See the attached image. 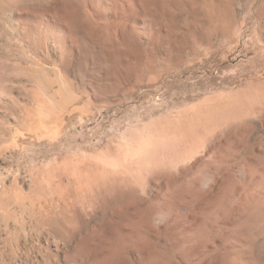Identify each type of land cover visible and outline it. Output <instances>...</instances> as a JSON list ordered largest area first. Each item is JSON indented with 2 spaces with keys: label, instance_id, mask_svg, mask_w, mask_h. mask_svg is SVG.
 Here are the masks:
<instances>
[{
  "label": "rangeland",
  "instance_id": "1",
  "mask_svg": "<svg viewBox=\"0 0 264 264\" xmlns=\"http://www.w3.org/2000/svg\"><path fill=\"white\" fill-rule=\"evenodd\" d=\"M263 94L264 0H0V264H264Z\"/></svg>",
  "mask_w": 264,
  "mask_h": 264
},
{
  "label": "bare ground",
  "instance_id": "2",
  "mask_svg": "<svg viewBox=\"0 0 264 264\" xmlns=\"http://www.w3.org/2000/svg\"><path fill=\"white\" fill-rule=\"evenodd\" d=\"M264 95V94H263ZM260 96V95H259ZM262 96V95H261ZM262 98V97H261ZM255 100V99H254ZM261 100V99H260ZM264 101V100H263ZM257 102H258V100H257ZM253 103H254V101H253ZM262 103V102H261ZM260 104V103H259ZM252 105V104H251ZM256 106V105H255ZM256 108V107H255ZM257 109V108H256ZM254 110V109H253ZM240 111V110H239ZM163 134V133H162ZM195 134H197V133H195ZM159 136V135H158ZM165 136V135H164ZM144 139V138H143ZM188 139V138H187ZM165 140V139H164ZM158 141V140H157ZM149 142V141H148ZM151 142V141H150ZM156 142V141H155ZM160 142V141H159ZM146 143V142H145ZM158 143V142H157ZM192 143V142H191ZM143 144V143H142ZM154 144V143H153ZM159 144V143H158ZM147 145H150V144H147ZM185 147V146H184ZM139 148H140V146H139ZM138 148V149H139ZM153 148V147H152ZM151 148V149H152ZM164 148V147H163ZM188 148V147H187ZM137 149V150H138ZM180 149V148H179ZM143 151V150H142ZM151 152V151H150ZM183 152V151H182ZM150 154V153H149ZM154 154V153H153ZM141 156V155H140ZM144 156V155H143ZM142 157V156H141ZM153 157V156H152ZM144 158H145V156H144ZM141 159V158H140ZM143 159V158H142ZM149 159H151V157L149 158ZM183 159V158H182ZM148 160V159H147ZM181 161V160H180ZM148 162V161H147ZM179 162V161H178ZM165 163V162H164ZM172 164V163H171ZM213 180V179H212ZM215 182V181H214Z\"/></svg>",
  "mask_w": 264,
  "mask_h": 264
}]
</instances>
